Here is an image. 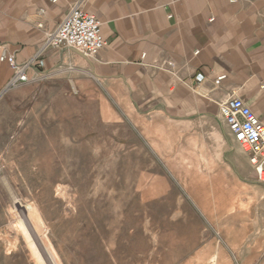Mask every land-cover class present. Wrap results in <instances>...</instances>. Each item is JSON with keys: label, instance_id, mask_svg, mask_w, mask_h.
<instances>
[{"label": "rangeland", "instance_id": "374dc122", "mask_svg": "<svg viewBox=\"0 0 264 264\" xmlns=\"http://www.w3.org/2000/svg\"><path fill=\"white\" fill-rule=\"evenodd\" d=\"M168 131L67 67L5 90L0 264H264L259 201L207 182L232 156Z\"/></svg>", "mask_w": 264, "mask_h": 264}, {"label": "crops", "instance_id": "0c3cea01", "mask_svg": "<svg viewBox=\"0 0 264 264\" xmlns=\"http://www.w3.org/2000/svg\"><path fill=\"white\" fill-rule=\"evenodd\" d=\"M77 6L101 23L104 44L91 57L45 48ZM2 54L31 63L28 82L70 68L112 103L166 124L189 149L228 152L233 163H206L207 182L240 205L258 200L264 216V183L218 109L237 98L264 126V0H0ZM13 74L0 62V96Z\"/></svg>", "mask_w": 264, "mask_h": 264}, {"label": "built area", "instance_id": "2783aa9c", "mask_svg": "<svg viewBox=\"0 0 264 264\" xmlns=\"http://www.w3.org/2000/svg\"><path fill=\"white\" fill-rule=\"evenodd\" d=\"M233 2L234 0H229ZM101 23L84 13L78 6L71 9L58 28L46 37L45 48L73 49L84 57H91L103 47ZM0 62L6 63L14 72L13 78L3 92L11 87L28 82L26 69L18 66L12 56L0 55ZM224 77L215 81L216 84ZM197 77L196 81H201ZM219 115L228 128L234 142L241 147L253 166L257 181L264 183V126L253 115L250 109L239 99L233 98L218 107Z\"/></svg>", "mask_w": 264, "mask_h": 264}, {"label": "water", "instance_id": "95a60500", "mask_svg": "<svg viewBox=\"0 0 264 264\" xmlns=\"http://www.w3.org/2000/svg\"><path fill=\"white\" fill-rule=\"evenodd\" d=\"M71 51H74V52H77L76 50H73V49H70ZM77 53H79V52H77ZM80 54V53H79ZM80 55H82V54H80ZM83 56V55H82Z\"/></svg>", "mask_w": 264, "mask_h": 264}]
</instances>
